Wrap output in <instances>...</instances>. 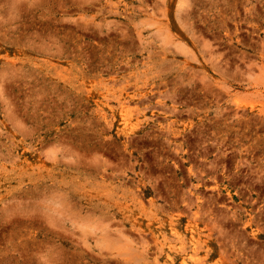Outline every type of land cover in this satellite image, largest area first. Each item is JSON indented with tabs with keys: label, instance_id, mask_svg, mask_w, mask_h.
I'll return each instance as SVG.
<instances>
[{
	"label": "rangeland",
	"instance_id": "374dc122",
	"mask_svg": "<svg viewBox=\"0 0 264 264\" xmlns=\"http://www.w3.org/2000/svg\"><path fill=\"white\" fill-rule=\"evenodd\" d=\"M172 228L264 264V0H0V264Z\"/></svg>",
	"mask_w": 264,
	"mask_h": 264
},
{
	"label": "bare ground",
	"instance_id": "6f19581e",
	"mask_svg": "<svg viewBox=\"0 0 264 264\" xmlns=\"http://www.w3.org/2000/svg\"><path fill=\"white\" fill-rule=\"evenodd\" d=\"M161 234L162 231L159 230L157 231V234L155 232L152 233L153 235L152 241L155 245V256L151 261L147 258L148 253H146L147 252L146 249H149V247H151V246L148 247V245L150 244H146V242H143L144 244L140 243L141 249L139 253V257H140L139 260L141 261V264H158V259L162 255L164 259L163 264H175L176 263L175 260H180V263L178 264H187L189 262H191V264H204V261H206L207 259L210 260V264H219V262L215 260L218 251L216 249L215 250L212 249V247L209 246L204 239H201L199 242L193 241L192 244L189 242L191 246L187 247L184 244L183 235L177 230V228H172V232H171L172 237L176 238V240L177 239L180 240L179 244L177 243L178 245L174 246L169 243L170 240L172 239L171 237L164 238V236ZM141 235L143 236V234ZM141 238L144 239V237ZM147 241L149 240L147 239ZM213 253H214L213 255L214 258L211 259V254ZM198 254H203V256L201 258H195V256ZM135 262L136 261H134V263Z\"/></svg>",
	"mask_w": 264,
	"mask_h": 264
}]
</instances>
